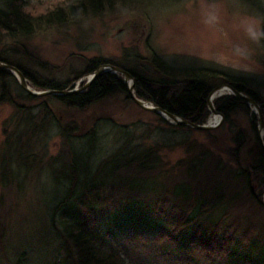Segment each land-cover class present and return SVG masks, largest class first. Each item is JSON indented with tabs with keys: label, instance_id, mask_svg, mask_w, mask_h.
I'll return each mask as SVG.
<instances>
[{
	"label": "rangeland",
	"instance_id": "374dc122",
	"mask_svg": "<svg viewBox=\"0 0 264 264\" xmlns=\"http://www.w3.org/2000/svg\"><path fill=\"white\" fill-rule=\"evenodd\" d=\"M53 1L31 0L29 10L36 4ZM7 2L0 0V9H6ZM246 4L249 10L264 11L261 0H246ZM122 8L128 9L127 14L121 12ZM231 24L229 8L224 25L226 34L213 35L199 23L195 5L190 9L185 7L184 0H142L118 5L113 10L64 25L44 27L28 38L3 39L0 41V54L40 81L69 83L67 90L82 89V84L89 80L90 75L72 84L70 82L83 71L86 59L101 57L122 68L146 71L149 75L155 73L156 77L166 74V71L157 69L160 62L176 69H209L208 81L212 86L245 80L264 98V50L257 49L247 70L234 68L230 59L223 63L214 60L216 52L227 53L233 43L245 42L243 34L235 31ZM155 58L158 60L156 63ZM116 75L124 81L125 76ZM9 82L15 102L24 107L27 114L32 113L35 122L29 125L21 118V112L0 100V264H77L76 249L64 237L61 220L54 211L62 194L58 187L67 181V172L55 170L53 161L62 154L67 155L61 129L68 121L78 122L85 131L98 124L102 127V135L109 133L114 125H125L135 136L136 143L143 148H156L162 165L158 172L167 176V172L174 169V173L168 174L167 180L170 181L184 177L180 171L182 168L178 170V164L195 153L204 154L209 161H220L219 176L230 181L249 171L254 162L255 145L259 142V118L254 114L253 106L238 109L231 115L230 121L217 114L220 117L217 128L195 130L163 122L159 114L144 110L134 101L127 100L124 94L109 97L83 111L68 110L57 102L44 103L45 98L36 101L18 99L17 94L22 90L19 82ZM28 83L35 88L31 81ZM225 89L228 91L222 96L232 93ZM213 116L210 110L204 124ZM110 136L100 140L98 157L106 156L103 147L106 143V147L110 148L114 139ZM16 146H20L19 151ZM80 154L78 160L83 162L84 156L81 158ZM135 180L141 189L149 190L143 206L138 209L139 213L141 216L147 211L151 214L154 200L150 190L162 187L156 185L158 177L149 174ZM67 185L69 183H62L61 187L67 188ZM229 185H238L236 191H240L241 199L244 198L243 203L232 209L234 216H248L264 227V212L249 197L252 185L255 195L260 196L264 205V191L261 194L257 182L251 181L248 187L241 180ZM117 212V209L107 212L100 208L99 225L103 231L110 229L115 217L119 220L126 218L122 214L118 216ZM216 212L217 216L221 215L220 210ZM147 218L148 221L154 222V219L155 223H161L152 215ZM253 238L251 247L244 248L243 252L263 257L264 234L259 230ZM239 239L242 241L243 236ZM153 240L148 236L142 240L132 235L124 236L122 242L124 254L127 252L124 256L126 261L129 264H156L149 258L156 257V253L162 257V253L174 252L168 242L157 243L152 250L150 243ZM195 260L199 264H218L217 260L209 263L200 255Z\"/></svg>",
	"mask_w": 264,
	"mask_h": 264
},
{
	"label": "trees",
	"instance_id": "16d2710c",
	"mask_svg": "<svg viewBox=\"0 0 264 264\" xmlns=\"http://www.w3.org/2000/svg\"><path fill=\"white\" fill-rule=\"evenodd\" d=\"M30 1L8 0L7 8L0 9V41L28 38L44 27L64 25L69 21L113 10L118 5L142 0H54L44 5L36 4L29 10ZM0 62L17 67L37 89H68L69 83L38 80L34 74L1 54ZM156 62L158 60L155 58ZM103 65L121 67L101 57L86 59L83 71L70 84L94 73ZM157 69L166 71V74L156 77L155 73L149 75L146 71L126 69L134 79L137 98L152 102L184 120L204 124L210 115L207 100L215 88L208 81L210 70L176 69L161 62ZM9 81L17 83L10 71L0 67V100L14 106L21 112V118L31 125L35 117L32 113L24 112V107L15 102ZM226 84L253 98L264 114V98L245 80L228 81ZM118 94H124L131 101L122 77L104 72L81 92L62 96H33L22 89L17 98L27 101L45 98L44 103L57 102L65 109L83 111ZM244 106H247L245 99L235 95H224L215 100L216 111L226 121H230L231 115ZM162 121L167 123L164 119ZM53 123L56 124L55 119ZM175 127L187 128L183 125ZM101 130L102 127L96 124L85 131L78 122L68 121L61 129L67 155L62 154L53 161L55 170L67 172V181L62 183L69 185L62 188L60 183L58 188L62 194L54 211L61 220L64 237L76 249L77 264H129L124 258L127 252L124 254L122 242L126 235L140 240L146 236L154 239L150 243L152 250L157 243L165 242L175 249L174 252L162 253V257L156 253V257L149 258L156 264H199L195 260L198 255L209 263L217 260L218 264H264V256L253 257L243 252L244 248L247 250L251 247L253 236L259 230L264 234V227L248 216H234L232 209L238 203H243L244 198L241 199L240 191H236L238 185H229L230 182L241 180L248 187L251 181H255L262 194L264 154L259 142L255 145L254 162L250 170L239 174L234 180L230 181L227 177L221 179L220 161H209L204 154L195 153L178 164V170L182 168L180 171L184 177L170 181L167 177L169 173H174V169L167 172V176L158 172L162 165L156 148H143L140 143H136L135 136L125 125H114L104 135L100 134ZM108 135H111L110 138L114 136L112 144L109 148L105 143L103 148L107 154L104 158L98 157L100 140ZM20 146H16L18 151ZM79 152L82 153L81 158L84 156L83 162L78 160ZM149 174H156V185L162 187L150 190L154 205L150 206L151 214L147 211L142 217L138 209L143 206L142 202L149 190L141 189L135 178ZM250 187V200L264 212L263 201L255 195L253 186ZM102 207L107 212L117 209L118 216L122 214L126 218L119 220L115 217L110 229L103 231L99 225V210ZM218 210L221 211L220 216H217ZM132 211L135 213L132 214ZM151 215L161 223H155L154 219V222L148 221L147 217ZM240 236H243L242 241Z\"/></svg>",
	"mask_w": 264,
	"mask_h": 264
},
{
	"label": "clouds",
	"instance_id": "9594fccd",
	"mask_svg": "<svg viewBox=\"0 0 264 264\" xmlns=\"http://www.w3.org/2000/svg\"><path fill=\"white\" fill-rule=\"evenodd\" d=\"M264 4V0H261ZM187 8L195 5L196 14L202 27L213 35H225L226 16L229 8L232 14L231 27L243 34L244 43H233L227 53L218 51L214 54L217 63L226 59L232 61L237 69L249 67L254 60L257 49L264 50V11L249 10L246 0H184ZM121 12L127 14L128 9Z\"/></svg>",
	"mask_w": 264,
	"mask_h": 264
},
{
	"label": "water",
	"instance_id": "95a60500",
	"mask_svg": "<svg viewBox=\"0 0 264 264\" xmlns=\"http://www.w3.org/2000/svg\"><path fill=\"white\" fill-rule=\"evenodd\" d=\"M0 67L10 71L15 78L18 80L21 88L26 91L28 94L33 95V96H46V95H55V96H62V95H69L72 93H77V92H81L84 91L85 89H87L91 83L101 74H103L104 72H110L112 74H121L123 76H125L124 79V83L127 87V92H128V97L134 101L138 106H140L141 108H143L144 110L147 111H152L155 112L157 114H159L162 118H164L166 121H168L169 123L173 124V125H183V126H187L189 128L195 129V130H210L213 128H217L218 126H220V123L215 125V126H208L207 124H196L184 119H181L175 115H172L170 113H168L167 111L155 106L154 104L147 102V101H143L139 98L136 97L135 93H134V79L132 77V75L129 73V71H127L126 69H123L122 67H117V66H113V65H103L100 66L94 73H92L89 77V80L86 82V84L81 88H74L73 90H65V91H58V90H45V91H37L33 88H31L27 82L26 77L23 75V73L15 66L10 65L8 63H3L0 62ZM225 88H229V90L232 92L231 94L243 98L247 101L248 106L251 107L253 106L256 109V114H258V118H259V143L261 145L263 154H264V139H263V135H262V130H264V116H263V112L261 107L259 106V104L251 97L243 94L242 92H239L237 90H235L234 88H232L230 85H219L217 87H215L211 93L209 94L207 103L209 105V108L211 110V112L213 114H217V111L214 107V99L217 97L222 96L221 92L223 89ZM219 95V96H217ZM223 119V117H222Z\"/></svg>",
	"mask_w": 264,
	"mask_h": 264
},
{
	"label": "bare ground",
	"instance_id": "6f19581e",
	"mask_svg": "<svg viewBox=\"0 0 264 264\" xmlns=\"http://www.w3.org/2000/svg\"><path fill=\"white\" fill-rule=\"evenodd\" d=\"M229 89V88H228ZM225 91H228V90H226V89H223L221 92H219V93H223V92H225ZM255 109V108H254ZM255 111H256V109H255ZM215 123V124H214ZM220 123V117L217 115V114H214V116H213V118L207 123V125L208 126H215V125H217V124H219ZM214 124V125H213Z\"/></svg>",
	"mask_w": 264,
	"mask_h": 264
}]
</instances>
